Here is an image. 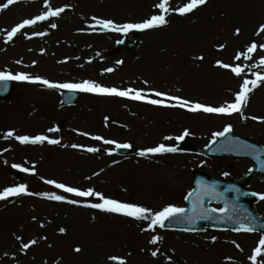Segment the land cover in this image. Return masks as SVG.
I'll return each instance as SVG.
<instances>
[{
  "label": "rangeland",
  "instance_id": "374dc122",
  "mask_svg": "<svg viewBox=\"0 0 264 264\" xmlns=\"http://www.w3.org/2000/svg\"><path fill=\"white\" fill-rule=\"evenodd\" d=\"M5 2L0 0V5ZM161 2L18 0L0 11V72L21 73L51 83L88 80L118 90L131 88L143 92L146 99H160L149 95L158 91L211 107L234 102L245 79L264 75L259 66L264 58L260 48L264 33L257 35L264 24V0H207L183 16L178 14L179 8L190 0H169L163 27L124 34L104 33L96 25V20L117 25L141 23L161 14L157 7ZM45 3L53 11L65 10L58 17L22 29L9 41L13 27L49 10ZM237 29L239 35L235 34ZM122 39L137 43V48L117 51L116 44ZM252 43L257 44V50L245 60ZM218 63L243 71L237 77ZM109 68L113 71H106ZM63 90L14 81L11 95L0 100V192L24 185L33 193L0 201V264H118L120 260L125 264H240L241 257L251 264L249 253L258 246L260 233L207 227L192 233L160 227L145 231L147 220L82 207L97 201L71 196L44 181L81 191L92 189L153 213L168 206L184 209L194 172L228 181L252 167L247 160L209 158L199 152L212 143L213 133L229 125L235 135L264 146V123L260 122L264 121V83L249 93L242 112L231 116L193 114L181 108L83 92L75 105L63 107L59 100ZM30 123L36 124L35 129L23 127ZM53 128L57 130L50 131ZM186 130L189 135L183 141L188 151L181 148L183 141L177 144L175 139ZM10 131L13 136L7 137ZM25 135H43L60 143L48 144L46 139L43 144L21 145L16 137ZM95 136L101 139H92ZM103 140L114 143L104 144ZM115 143L132 147L121 156L116 154ZM159 144L178 151L162 156L137 155ZM86 148L97 151L90 153ZM7 149L10 153L6 155ZM246 189L264 195V177H253ZM46 194L78 203L48 200ZM252 207L264 219V200H257ZM153 237L159 238L155 245L150 243ZM25 244L29 247L24 248ZM77 247L82 251L75 252ZM153 251L157 252L155 257ZM262 260L264 256L257 257V264Z\"/></svg>",
  "mask_w": 264,
  "mask_h": 264
},
{
  "label": "snow or ice",
  "instance_id": "6c2138e0",
  "mask_svg": "<svg viewBox=\"0 0 264 264\" xmlns=\"http://www.w3.org/2000/svg\"><path fill=\"white\" fill-rule=\"evenodd\" d=\"M18 0H7V2L0 5V11L8 9L11 5L17 3ZM169 0H162L161 3L157 5V7L161 10V14L152 15L150 18L146 19L145 21L141 23H125L123 25H117L114 22L110 20H96V25H98L101 29H106L108 31H115V32H122L124 34H127L130 31H146V30H152L157 29L160 27H163L166 25V17L164 13L168 12V5ZM207 3V0H190L189 3L184 5L183 7L179 8V15L183 16L187 13H191L194 9L203 6ZM45 8H48L49 10L46 11L44 14L39 15L35 17V19H28L24 20L21 24L17 25L16 27H13L11 31L8 33L7 39L10 41L13 39L14 36H16L18 33L21 32L22 29L26 27L33 26L37 24L38 21H46L49 20L50 17H58L65 9L59 8L56 10H51L49 8V5L45 3ZM95 19V18H93ZM94 25L93 27H95ZM53 28L56 27L55 24L51 25ZM264 33V24L259 26V29L257 31V35ZM236 35H239V29L236 30ZM261 50L264 51V45L260 46ZM257 50V44L252 43L248 48L246 53L244 54V59L249 60L252 58V54L255 53ZM241 57L240 55H237L236 59L239 60ZM197 59H203V57H197ZM260 67H264V58H262L259 62ZM218 67L222 69H229L234 75L239 77L243 71L241 67H230L227 64L224 63H218ZM106 71L111 72L113 69L109 68ZM8 81H20V82H27L31 84H39L43 85L48 89H66L70 92H83V93H93L100 96H109V97H120V98H126L134 101H142L144 103L158 106V107H164V108H181L184 109L190 113H205V114H213V115H219V116H231L234 113H241L242 108L245 107L248 103L249 93L252 92L255 88L259 87L262 83H264V75L257 74L255 76V79H245L243 83L240 86V90L238 94L235 95L234 102L227 103L225 106L221 107H211V106H204L200 103H192L188 100L182 99L180 97H174L169 96L164 93L154 91L151 92L149 95L160 97V99H146L145 94L140 91H136L134 89H126V90H118L116 88H108L103 87L100 84H97L92 81L85 80L81 83H51L48 80L41 79L39 77L33 78L25 74L17 73L15 75L10 74L8 72H0V83L6 84ZM165 101H168L166 103ZM252 119H256L253 117ZM264 123V121H260ZM57 129L53 128L50 129V131L55 132ZM232 127L226 126L223 131L221 132H215L213 133V143L216 142V139L219 137L226 136L228 133L232 132ZM189 135V132L186 130L182 135L179 137H176V142L179 144L180 141H183L186 136ZM13 133L10 131L7 133V137H12ZM16 139L19 141L21 145H28V144H43L46 141V137L43 135H38L34 138H29L28 136H18ZM94 140H100L101 137L95 136L92 137ZM172 137H165V140H171ZM48 144L56 145L59 144L60 141L56 139H47ZM104 144H113L114 142L111 140H103ZM73 147H76V145H73ZM132 147L131 144L128 143H115V148L117 149H130ZM242 148L246 150H254L253 146L251 145H242ZM87 152L94 153L97 151L96 148H86L84 149ZM178 149L176 147H169L165 146L164 144H159L155 147H151L145 150H141L137 153L140 157H148V156H162L164 154L168 153H176ZM111 154V153H109ZM13 167H18L16 165H13ZM21 172L28 171L25 168H19L18 169ZM34 174V173H33ZM47 184H52L55 188L60 189L64 193H68L71 196L74 197H81V198H88V197H94L97 202L95 203H85L80 206L96 209L103 213H110V214H117L123 217H127L136 221H145L147 220L149 222L148 228L144 229L145 231H152L156 227L163 228L165 225V221L170 220H180L184 217L185 209L179 208V207H172L168 206L163 208L161 211L153 213L151 210L146 209L144 207L136 206L129 203H123L114 199L106 198L100 193H97L93 191L92 189H88L86 191H81L76 188L66 186L61 183H56L54 181H44ZM229 191L231 189H228ZM30 196L33 195V193L29 192L24 185H20L18 187H9L5 189L3 192H0V201L7 200L9 197L13 196ZM192 195V193H189V197ZM252 195H256L253 193ZM209 197L211 199H221L222 194L217 193L215 191L214 186H202L201 192L197 196V199L193 201L192 203V211L194 213L193 217H189V222H194L195 219H209L211 218V215L213 213H217L216 208H204L203 207V197ZM45 198L52 201L57 202H65L68 204H77L78 202L73 199H67L60 195H45ZM260 200H264V195L259 196ZM228 211L227 208H221L219 209V214L224 215ZM235 215V213H234ZM229 219H232V217H229ZM247 219V217H245ZM236 223V221H233ZM65 230L60 229V232L63 233ZM236 231H242L245 233H250L255 231V227L251 224V221L246 225L244 223H239L238 227L236 228ZM157 237H153L150 240V243L155 245L158 243ZM215 241V238H213V242ZM32 244H35L36 241H32ZM24 248L29 247V245L25 244L23 245ZM75 252L79 253L82 251L81 248L77 247L74 249ZM153 257L157 255L156 251H153L151 253ZM264 256V236H262L258 242V246L254 249L253 255L251 257L252 264H257V257ZM111 259H115L114 257ZM118 264H125L123 260H120Z\"/></svg>",
  "mask_w": 264,
  "mask_h": 264
},
{
  "label": "water",
  "instance_id": "95a60500",
  "mask_svg": "<svg viewBox=\"0 0 264 264\" xmlns=\"http://www.w3.org/2000/svg\"><path fill=\"white\" fill-rule=\"evenodd\" d=\"M126 41H122L118 45V49H131ZM12 82L8 81L6 84L0 83V98H6L11 91ZM80 98V95L75 92L65 91L61 94L63 105H70L75 103ZM242 145H251L254 150H246ZM186 148V145H184ZM125 153L124 149L118 151ZM202 154L210 157L216 156H230L235 159H250L254 164V168L249 174L242 176L237 181L224 182L218 179L208 181L206 175L199 173L194 174V191L192 195L187 197L186 203L188 208L185 210L184 217L180 220L165 221L164 229H177L182 231H196L205 226L212 229L232 230L236 231L239 223L251 224L256 231H261L264 236V220H260L253 214L250 203L257 200L258 197L252 195L242 189L243 186L249 183L250 178L254 175L264 176V149L244 140L232 133L221 137L215 143H212L209 148L204 150ZM202 186H214L217 193L222 194L221 199H211L207 196L203 197V207H207L208 203L220 204L222 208H227L228 211L224 215H220L219 211L213 213L209 219H195L194 222H189L188 218L193 217L192 203L197 199L201 192ZM228 189H231L230 191ZM235 213V215H234ZM232 217V219H229ZM247 217V219H245ZM236 221L234 223L233 221ZM264 264V261L261 263Z\"/></svg>",
  "mask_w": 264,
  "mask_h": 264
},
{
  "label": "bare ground",
  "instance_id": "6f19581e",
  "mask_svg": "<svg viewBox=\"0 0 264 264\" xmlns=\"http://www.w3.org/2000/svg\"><path fill=\"white\" fill-rule=\"evenodd\" d=\"M189 36H190V35H189ZM35 125H36V124H32V123H30V124H27V125H25V126H23V127H25V128L30 127L31 129H35ZM172 167H175V166H172ZM252 255H253V250L250 251V253H249V257H248V261H249L251 264H252V260H251ZM241 258H243V259H239L238 262L240 261V264H247L246 261H245V258H244V257H241ZM206 264H210V263L208 262V263H206Z\"/></svg>",
  "mask_w": 264,
  "mask_h": 264
}]
</instances>
